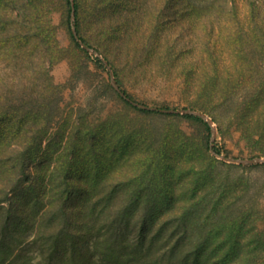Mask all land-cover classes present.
I'll return each mask as SVG.
<instances>
[{
    "label": "trees",
    "instance_id": "1",
    "mask_svg": "<svg viewBox=\"0 0 264 264\" xmlns=\"http://www.w3.org/2000/svg\"><path fill=\"white\" fill-rule=\"evenodd\" d=\"M64 1L71 40L80 48L70 30V0ZM80 2L74 0L75 27L79 39L86 44L80 18L91 19L99 29L108 26L103 0ZM207 9L208 56H200L198 67L190 63L193 70L179 73L196 81L184 86L182 109L211 117L222 136L232 131L239 133L251 151L264 156V75L260 74L258 64L264 61V10L256 4L249 13L242 14L237 0H212ZM51 15L50 0H0V264H264V163L228 164L208 154L201 163L210 171L201 183L204 188L215 186L213 172L217 167L241 169L242 174L234 179L232 186L221 185L224 195H232L231 200L225 196L215 202L161 199L153 209L169 211L165 220L161 215L156 221L162 228L171 229L167 238L162 228L156 235L149 232L148 228L153 229L156 223L149 215L151 210L141 219L138 232L144 246L138 252L124 247L121 259L111 258L110 263L103 257L92 259L80 249L72 256H65L70 244L77 248L88 234L100 235L103 231L100 237L107 238V231L116 222L122 219L127 224L132 222L143 202L120 203L105 193L107 167L111 162L104 147L110 134L107 124L80 118L76 125L72 123V112L66 114L61 107L64 88L54 82L51 70L66 56L57 40V27ZM229 17L234 19L231 25H221ZM222 30H227L223 36L227 39L223 40L231 49L227 64H222L218 49L224 47L220 39ZM167 43L165 49L171 51ZM139 45L140 42L133 40H121L122 48L127 51L120 71L122 76L133 66H139L137 74L141 76L151 74L147 64H143L151 54L140 53L136 49ZM140 48L150 47L144 44ZM165 55L161 60L170 65L163 75L170 77L175 55ZM97 62L101 61L97 59ZM113 76L117 73L113 72ZM116 83L131 99L118 80ZM107 87L110 88L108 83ZM184 117L202 123L211 131V125L200 116L184 114ZM212 150L221 154L216 147ZM83 172L87 176L82 179L85 182L79 177ZM249 172L258 176L252 178ZM202 206L204 209L198 211ZM118 216L120 220L116 219ZM191 220H200L203 225L213 220L212 228L196 240L217 241V244H185L194 239L186 231ZM180 230L183 232L179 233ZM154 239L171 244L161 248L166 249L163 254L157 250L153 258L146 242L152 243ZM36 257H39L37 262Z\"/></svg>",
    "mask_w": 264,
    "mask_h": 264
},
{
    "label": "rangeland",
    "instance_id": "2",
    "mask_svg": "<svg viewBox=\"0 0 264 264\" xmlns=\"http://www.w3.org/2000/svg\"><path fill=\"white\" fill-rule=\"evenodd\" d=\"M103 1L108 30L99 29L91 19L82 18V21L80 18L81 35L87 40L85 45H90L98 53L97 55L83 47H77L71 40V31L67 23L68 7L65 1L50 0L51 19L57 27L56 37L66 56L64 60L53 66L51 75L54 82L64 88L61 107L65 109L66 114L72 112V123L78 125L80 118L81 120L83 118L97 121L99 124H107L106 130L110 134L104 147L110 153L111 162L109 161L107 167L105 193L117 198L116 201L120 203L143 202L129 224L125 219L120 220L119 216L116 218L120 221L107 231L109 237H100L103 231L100 235L88 234L77 248L69 243V249L65 252V256L69 257L78 253L80 249L83 254H90L92 259L103 257L110 263L111 258L121 259L120 254L123 253L124 247L133 248L138 252L140 246H144L138 229L142 225L141 219L148 215V212L152 210L149 215L153 222H156L161 215L164 216V220L167 218L166 215L169 213L167 208L154 210L155 202L161 199L169 202L172 198H195L197 201L215 202L224 196L225 199L231 200L232 195H224L221 185L228 183L232 186L234 179L242 174L241 169L217 167L213 172L216 176L215 186L204 188L201 183L210 171L206 170L207 165L201 163H204L207 154L219 161L236 165L247 164L231 162L227 158L264 159V156H258L251 151L241 140L240 134L235 131L222 136L209 116L208 119L216 129L214 136L202 123L188 119L184 114L173 116L160 112L143 113L141 108L121 100L111 83V75L107 71L105 62L110 64L109 70L112 73H117L115 76L117 79L114 77L115 81L120 82L121 88L126 90L133 101L161 109L182 110L184 86L192 85L196 81L190 76L182 77L179 73L193 70L194 67H198V59L201 55L208 56L206 25L210 16L207 17L206 13H208L207 5H211L212 0L209 2L206 0ZM237 3L242 14L249 13L250 8L256 4H260L264 10V0L259 2L237 0ZM225 19L221 25L228 23L230 26L231 21H234L233 17ZM218 27L219 25L216 26ZM226 31L220 32L224 47L218 48L223 59L222 64L230 62L228 53L231 49L225 42L227 37H223ZM123 38L140 42L136 49L144 55L151 54L147 55L148 62L143 63L144 66L147 64L146 69H150L151 74L147 72L146 75L141 76L137 74L139 66H133L128 69L126 76H122L120 71L127 53L121 46ZM167 42L170 43L172 52L165 49ZM141 44L150 48H140ZM167 53L175 55L169 69L172 73L170 77L163 75L170 64H163L161 60ZM97 59L101 62H97ZM190 63H195L194 67ZM258 64H260V74L264 75V61L261 60ZM107 83L110 88L107 87ZM121 126H124V129ZM213 147L219 149L221 154H216L212 150ZM248 176L256 178L258 174L249 172ZM79 177L81 180L87 178L84 172ZM203 206L198 211H202ZM211 208L212 205L208 206V211ZM142 209L143 213H141ZM213 220L207 225L200 224V220H191L186 231L190 232L194 239L191 242L187 240L185 244H217V241L197 242L196 240L199 235L212 228ZM152 226L153 229H150L147 225L152 235L158 234L163 227L158 222ZM162 230L166 238L172 233L166 226ZM146 243V247L151 249L153 258L158 252L164 253L166 249H161L163 246L167 248L171 244L167 240L158 239H154L152 243L147 240ZM168 256L169 253H166V257ZM46 257L48 260V255ZM54 260V263L58 261L56 256ZM34 261H39V257Z\"/></svg>",
    "mask_w": 264,
    "mask_h": 264
},
{
    "label": "water",
    "instance_id": "3",
    "mask_svg": "<svg viewBox=\"0 0 264 264\" xmlns=\"http://www.w3.org/2000/svg\"><path fill=\"white\" fill-rule=\"evenodd\" d=\"M70 3H71V8H72L71 9V20L70 21H71V30H72L73 36L78 41V43L81 45V47H83L85 50H87L90 53H94V54H97L98 55V53L94 49H92L91 47L86 46L79 39L78 34H77V31H76L75 23H74V20H75L74 1L73 0H70ZM105 63H106L105 65H106L107 69L109 70L110 69L109 64L107 62H105ZM110 75H111V83H112L114 89L118 92V94L123 99H125L126 101H128L133 106L139 107V108L144 109V110L159 111V112H162V113H170V114H192V115H197V116H200L202 119H204L206 122H208L211 125L212 136H214V134L216 133V129L212 126L211 120L208 119V116L205 115V114H203V113H200L198 111H194V110H190V109H187V110H183V109L182 110L161 109V108L151 107V106L144 105V104H139V103H137L135 101H132L129 97H127L124 94V92L117 85V83H116V81L114 79L113 73L111 71H110ZM227 160L228 161H231V162H238V163H244V164H261V163H264V159L263 158H260V157L251 158V159H245V160L227 158Z\"/></svg>",
    "mask_w": 264,
    "mask_h": 264
}]
</instances>
